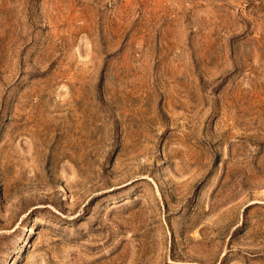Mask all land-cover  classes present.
Here are the masks:
<instances>
[{"label":"rangeland","instance_id":"obj_1","mask_svg":"<svg viewBox=\"0 0 264 264\" xmlns=\"http://www.w3.org/2000/svg\"><path fill=\"white\" fill-rule=\"evenodd\" d=\"M0 264H264V0H0Z\"/></svg>","mask_w":264,"mask_h":264}]
</instances>
